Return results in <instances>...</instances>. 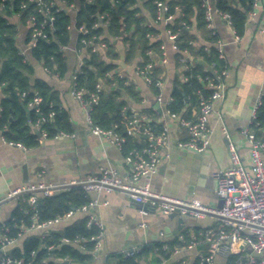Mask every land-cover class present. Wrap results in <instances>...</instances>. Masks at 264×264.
Here are the masks:
<instances>
[{"label":"crops","instance_id":"crops-1","mask_svg":"<svg viewBox=\"0 0 264 264\" xmlns=\"http://www.w3.org/2000/svg\"><path fill=\"white\" fill-rule=\"evenodd\" d=\"M175 1L177 0L171 2ZM138 6L140 9L137 13L144 17V24L152 27V31L147 33L149 43L155 40L162 41L157 49L149 48L146 51L149 60L144 62L145 58L139 49L135 50L133 56H128L131 46L124 37L131 36L134 26L119 36H111L107 31L101 34L102 39L105 38V42L107 41V48L94 53L106 63L113 65L106 73L107 78L101 77L103 91L119 88L123 94L120 98L126 99L127 107L133 114L155 118L161 123L166 121L169 143L160 152L158 170L146 179L151 189L171 197L196 198L208 206L216 207L220 201L216 192V173L231 164L229 144L236 148L243 159V164L247 168L251 166L250 146L242 130L250 121L254 103L264 85V0H259L254 5V14L248 13L244 31L239 38L220 14H214L213 28L218 35L217 39L222 42L227 75L223 79L224 97L214 103L210 115V144L201 152L177 145V141L188 139V130L166 112L168 108L166 102L172 96L174 83L177 80H185L187 78L185 71L191 63L201 61V58L189 48H181L177 39H169L166 29L170 25L172 29L179 31L178 36L181 34L180 26L190 29L193 38L188 42L194 50L199 48L207 50L211 45L215 46V40L209 39L212 29L206 26L207 39V34L197 27L196 9L187 15L181 7V14L176 15L177 19L174 20L177 24L174 26V21L156 22V9L151 10L142 2ZM71 15H74V11H71ZM9 20L16 26V44L33 65L31 82L36 78L43 79L57 91L59 103L68 113L72 132L66 136L59 134L53 137L40 136L36 146L26 149L0 142V222L8 219L19 203V198L8 196L16 187L41 180L61 184L73 177L83 179L88 175L98 174L101 167L114 168L123 177L129 169V164L124 159L126 154L122 150L91 132L86 123L83 107L70 94L72 73L78 64L83 65L93 52L84 38L79 39V28L74 25L70 27L69 43L62 48L67 71L63 76H59L46 69L42 62L29 56L27 20L22 21L16 14L9 16ZM103 28L106 29L107 26ZM161 44L165 46V54ZM178 51L180 56L176 60L174 55ZM146 63H151L150 71L153 72L151 74L154 80L162 82L161 87L154 88L146 83L139 73L138 68ZM120 84L132 85L136 97L125 93ZM158 94L162 95L161 101L156 98ZM1 96L0 91V99ZM143 146L145 145L136 149ZM88 195L91 200L98 201L91 209L102 222L103 236L100 249L97 251L89 250L85 245H74L81 251H90L93 254L89 262L81 264H117L116 255L127 256L129 251L144 249H147L148 254L139 259V264H196L199 253L205 252L208 247L202 239V232L205 228L214 226L217 221L212 214L199 217L178 214L171 217L155 208L142 214L140 205L119 190L109 193L91 191ZM104 201H107V204H102ZM82 216L86 215L76 213L50 228L31 229L29 226H23L22 233L9 246V250L20 247L28 234L48 235L70 225ZM141 222H145L146 225L141 226ZM159 243H162V249L170 250L168 257L161 255L157 247ZM237 255L241 262L246 264L245 256ZM228 257L217 255L213 264H226ZM47 260L62 261L55 256H49Z\"/></svg>","mask_w":264,"mask_h":264},{"label":"trees","instance_id":"trees-1","mask_svg":"<svg viewBox=\"0 0 264 264\" xmlns=\"http://www.w3.org/2000/svg\"><path fill=\"white\" fill-rule=\"evenodd\" d=\"M44 1L48 3L53 1L58 5L60 1L63 4V9L59 10H56V6H52L53 20L49 23L45 20V16L38 11L35 2L0 0V91L2 95L0 99V135H3L6 140L21 143L26 148L36 146L40 140V134L35 130L34 123L41 117H47L52 111L53 116L46 118L40 126L41 129L45 130L46 137H53L61 132L71 133L72 129L68 113L59 103L57 91L53 90L43 79L36 78L31 82L30 75L33 73V65L16 44V26L10 22L9 16L16 14L22 21L27 20L28 23L30 16L33 15L36 17L38 24L43 23V32L46 36L45 38H37L35 46L30 49L29 56L42 62L47 69L59 76H63L67 71L66 58L62 48L69 43L70 27L72 25L76 28L84 27L88 30L79 34V39L84 38V41L90 40L92 37L95 41L97 36L103 35L105 31L111 36H119L134 26L135 29L131 36L124 37L131 46L128 56H133L135 50L139 49L145 58L144 62L149 60L146 51L149 48L157 49L162 41L155 40L149 43L147 33L152 31V27L144 24V17L137 13L140 9L139 3H145L153 10V8L155 9L154 2L156 0ZM254 2L255 0H215L213 4L218 10L230 14L231 27L238 35H241L245 28L248 13L253 10ZM70 3L74 4L73 8H68ZM23 4H25V7ZM170 4L172 6L179 4L187 12V15L192 14L194 9L198 10L196 14L197 27L207 34L208 39L201 0H177L174 3L170 2ZM71 11H74V15H71ZM102 14H107L109 18L106 29L102 26L94 27L95 22ZM175 20L174 26L177 24ZM187 21L191 22L190 20ZM180 29L181 34L176 38L178 45L181 48H189L192 53L201 58V61L191 63L185 71L187 78L183 81L177 80L174 83L172 100L167 104V107L193 119L197 114L200 96H208L212 92V88L208 86L209 83L219 81L218 76L227 67L224 58L218 55L216 46L211 45L207 50L202 48L194 50L188 42L193 38L190 29L183 26H180ZM211 31L212 35L209 39L214 41L218 38V35L215 31ZM30 34L31 29H29L27 42L30 40ZM179 56L180 51L174 55L176 60ZM112 66V64L100 59L97 53L91 52L82 65L81 72L76 77L77 86L92 91L101 77L107 78L106 73ZM208 66H210V69H208ZM151 73L153 72L151 71ZM120 86L125 93L136 97L132 85L120 84ZM152 86L156 87L153 83ZM35 94L42 97V101L38 104L39 111L28 106ZM99 96V102L90 106L93 123L102 128H110L114 123H117V129L126 133V120L133 115V112L127 107L126 99L120 98L123 96L120 89L102 90ZM144 111L151 112L149 110ZM148 123L155 134L161 132L162 123L159 120L150 118ZM252 129L256 136L264 137V98L259 106L255 122L252 124ZM148 143L149 141L145 136L138 138L127 136L122 151L127 154L129 150ZM27 196V194L18 196L19 203L17 207L8 219L0 222V232L5 231V228H7L5 234L10 238H17L22 227L29 226L32 222L33 209L27 202ZM90 199L89 195L77 186L69 190H61L47 197H40L36 203L39 220L54 218L70 208L87 204ZM86 218V216L79 217L70 225L59 231H52L48 235L28 234L25 236L22 245L11 248L8 255L13 258H22L23 264L87 263L93 257L90 251H81L76 246L63 243L61 240L62 237L75 238L81 236L87 238L97 233L98 229L95 226H87ZM186 240L188 242L187 237ZM92 244L90 240L84 242L89 250L92 248ZM49 245L53 247L48 249L47 246ZM162 246V243L157 246L161 255L168 257L170 250H164ZM145 254H148L147 249L133 251L131 255H116L115 257L118 259L117 264H139V259ZM49 256L61 258L62 261H49L47 260ZM66 260L68 262H65ZM226 264H243V262H241L239 255L230 254Z\"/></svg>","mask_w":264,"mask_h":264},{"label":"built area","instance_id":"built-area-1","mask_svg":"<svg viewBox=\"0 0 264 264\" xmlns=\"http://www.w3.org/2000/svg\"><path fill=\"white\" fill-rule=\"evenodd\" d=\"M35 2L38 11L45 16V20L49 23L53 20L51 14L52 6H56V10L63 9L62 2L59 5L56 2H45L44 0H27ZM172 0H156L155 21L158 23H172L176 15L181 14V6L178 4L172 6ZM259 0H255L254 5ZM25 7V4H23ZM74 4L70 3L68 8H73ZM201 7L204 11L206 26L211 28L213 32V17L215 13L221 15L226 23L231 27L230 14L218 10L212 0H201ZM249 13L254 14L253 10ZM109 18L107 14L99 16L94 27L108 26ZM29 29H31L30 40L27 48L30 50L35 46L36 40L39 37L45 38L43 32V23L38 24L36 17L31 15L28 21ZM232 28V27H231ZM235 33V30L232 28ZM79 31L85 33L86 28L81 27ZM262 31V29H261ZM168 38L174 40L178 37L179 31L172 29L169 26L166 29ZM236 37L239 38L237 33ZM84 40V39H83ZM91 46L93 52L100 49H106L107 43L98 36L95 41L93 37L85 41ZM214 44L220 57L224 58L222 42L216 39ZM163 54H165L164 44H161ZM165 60V58L163 59ZM188 66L186 65V68ZM82 64H78L77 69L72 73L70 94L80 103L85 112L86 123L91 132L99 138L114 144L120 150L123 149L126 143L127 136L140 137L145 136L149 141L148 144L140 149L129 150L124 156L129 169L125 176H120L118 172L111 167H101L98 174H91L80 179L73 177L61 184L45 182L43 180L36 183H27L25 185L14 188L10 191L9 197H18L21 194H27V202L32 206V222L29 225L31 229L50 228L60 224L66 218L73 216L76 213L86 215L87 226H95L97 233L89 237L77 236L75 238L62 237L63 243L79 244L84 246V242L90 240L92 251H97L101 246V238L103 236L102 222L97 218L92 211V207L98 204L96 199H90L87 204L76 208H70L63 214H59L54 218L47 220H39L37 202L40 197H47L61 190H69L77 186L81 187L86 194L91 191L109 193L114 190L125 192L129 198L140 205L142 214H146L149 209H158L165 215L177 212L178 214H192L196 217L204 214H212L217 221L214 226L207 227L202 232V239L207 243V250L200 252L196 264H213L215 256H229L230 254H240L245 256L246 264H264V137L255 135L252 129V124L255 122L259 106L264 98V85L262 86L256 101L254 103L249 123L243 128L242 132L245 135L250 146V168H247L239 155L236 148L229 144L230 160L229 167L219 170L216 173L217 195L222 200L220 207H211L204 204L196 198H178L167 196L161 192H156L150 187V183L146 180L158 170L160 161V152L163 147L169 143V133L166 121L162 122L161 132L155 134L151 125L148 123L150 118L140 117L137 114L131 115L126 120V133L117 129L118 124L114 123L110 128H102L93 123L90 106L97 104L100 100V92L103 90V82L99 79L92 91H87L76 84V77L81 72ZM151 63H146L143 67L138 68L146 83L155 84L157 87L162 86L160 80H154L151 71ZM47 69V68H46ZM227 75V69L222 70L218 76L219 81L210 82L209 87L212 92L208 96L201 95L198 112L195 118L190 119L185 115L174 112L167 108V115L176 119L181 125L188 130L189 137L184 141H177V145L193 151L201 152L210 144V115L213 112V105L217 100L224 97L225 85L224 77ZM186 78V77H185ZM158 101L162 100V95L156 96ZM172 100H168V104ZM42 101V97L38 94L28 103L30 108H35L39 111L38 104ZM53 111L47 117H41L34 123V128L39 132L40 136H46L45 130L40 126L46 118L53 116ZM70 133L61 132L59 135L66 136ZM0 142L9 145H17L26 149L21 143L6 140L3 135H0ZM1 203V201H0ZM107 204V201L102 202ZM141 226H145V222H141ZM7 231V228H5ZM5 231L0 232V264H23L22 258H13L9 256V246L12 245L16 238H10L5 234ZM22 233V230H21ZM53 246H47L51 249ZM133 254L129 251L127 255Z\"/></svg>","mask_w":264,"mask_h":264},{"label":"water","instance_id":"water-1","mask_svg":"<svg viewBox=\"0 0 264 264\" xmlns=\"http://www.w3.org/2000/svg\"><path fill=\"white\" fill-rule=\"evenodd\" d=\"M221 205H222V200L220 199V201H219V203H218V207H220ZM176 215H178L177 212H174V213L169 214V216H171V217H174V216H176ZM181 220H182V219H181ZM8 252L10 253V250H9ZM65 262H68V260H66Z\"/></svg>","mask_w":264,"mask_h":264}]
</instances>
